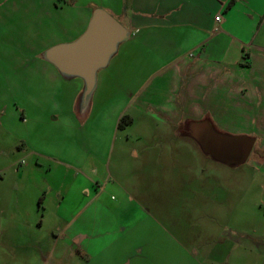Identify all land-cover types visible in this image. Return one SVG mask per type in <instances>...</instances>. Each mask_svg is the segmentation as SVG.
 Wrapping results in <instances>:
<instances>
[{
    "label": "rangeland",
    "instance_id": "rangeland-1",
    "mask_svg": "<svg viewBox=\"0 0 264 264\" xmlns=\"http://www.w3.org/2000/svg\"><path fill=\"white\" fill-rule=\"evenodd\" d=\"M106 1L0 0V264H264V106L237 119L228 110L223 129L209 116L175 124L174 114L166 122L156 108L138 109L115 137L101 124L78 131L91 96L71 114L59 104L35 54L80 31ZM245 11L258 24L264 0L221 16L237 22ZM156 100L167 105L165 92ZM209 132L253 141L252 152L217 155Z\"/></svg>",
    "mask_w": 264,
    "mask_h": 264
},
{
    "label": "crops",
    "instance_id": "crops-1",
    "mask_svg": "<svg viewBox=\"0 0 264 264\" xmlns=\"http://www.w3.org/2000/svg\"><path fill=\"white\" fill-rule=\"evenodd\" d=\"M249 5L250 0H107L94 4L81 30L67 32L66 38L55 43H69L80 37L98 8L123 20L128 37L118 45L106 67L97 72L86 114L83 117L77 114L82 118L78 131L82 133V127L86 134L91 123L96 130L107 128L104 132L116 137L122 117H128L133 124L135 111L152 107L159 110L166 122L173 114L175 124L185 119L189 123L197 122L209 116L211 123L220 126L228 110H233L231 117L237 119L242 118L240 109L252 111L264 106V14L258 24L247 11L244 19L237 22H228L221 16L223 11ZM249 30L251 35L241 36ZM45 49L35 54L33 60H40L41 69L48 71L58 83L62 91L58 102L71 114L82 101L84 82L54 71L44 58ZM10 60L13 64V57ZM32 64L33 61L27 62L19 70H32ZM6 72L0 68V76L8 75ZM159 92H165L167 105L156 100ZM242 99L246 102L239 101ZM69 116L74 121L73 115ZM245 117L255 123L253 116ZM27 119L22 116L20 121L24 123ZM53 120L58 122L56 117ZM36 139L43 144L47 138L44 133H37ZM28 151L41 153L37 148ZM62 230L67 233L69 227Z\"/></svg>",
    "mask_w": 264,
    "mask_h": 264
},
{
    "label": "water",
    "instance_id": "water-1",
    "mask_svg": "<svg viewBox=\"0 0 264 264\" xmlns=\"http://www.w3.org/2000/svg\"><path fill=\"white\" fill-rule=\"evenodd\" d=\"M127 37L128 30L124 25L106 10L98 8L93 11L80 37L48 48L44 58L61 74L83 80L82 100L86 102L94 89L97 72L106 67L118 45ZM211 147L217 155L246 160L252 151L253 141L216 140Z\"/></svg>",
    "mask_w": 264,
    "mask_h": 264
},
{
    "label": "flooded vegetation",
    "instance_id": "flooded-vegetation-1",
    "mask_svg": "<svg viewBox=\"0 0 264 264\" xmlns=\"http://www.w3.org/2000/svg\"><path fill=\"white\" fill-rule=\"evenodd\" d=\"M220 139V138H219ZM206 142H209V146L212 145V143L218 139H216V136L213 134V133H210L208 134L207 136V139H205ZM220 140H230V139H226L224 136L221 137ZM231 140H237V139H232ZM238 140H241V139H238ZM252 152V151H251Z\"/></svg>",
    "mask_w": 264,
    "mask_h": 264
},
{
    "label": "trees",
    "instance_id": "trees-1",
    "mask_svg": "<svg viewBox=\"0 0 264 264\" xmlns=\"http://www.w3.org/2000/svg\"><path fill=\"white\" fill-rule=\"evenodd\" d=\"M232 2L230 1L229 5L231 4ZM228 5V6H229ZM85 103V102H84ZM130 124V119L127 118V117H122L119 122H118V129H124L126 126H128Z\"/></svg>",
    "mask_w": 264,
    "mask_h": 264
},
{
    "label": "built area",
    "instance_id": "built-area-1",
    "mask_svg": "<svg viewBox=\"0 0 264 264\" xmlns=\"http://www.w3.org/2000/svg\"><path fill=\"white\" fill-rule=\"evenodd\" d=\"M217 20H218V18H217Z\"/></svg>",
    "mask_w": 264,
    "mask_h": 264
}]
</instances>
